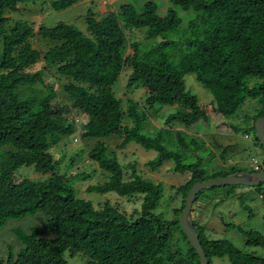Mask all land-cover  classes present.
<instances>
[{"label": "trees", "instance_id": "trees-1", "mask_svg": "<svg viewBox=\"0 0 264 264\" xmlns=\"http://www.w3.org/2000/svg\"><path fill=\"white\" fill-rule=\"evenodd\" d=\"M24 1L0 0V228L9 219L41 212L45 229L54 237H41L35 227L13 230L21 247L8 250L5 260L0 253V264H67L65 257L77 254L85 264H200L177 219L188 191L197 182L247 171L231 167L229 172L208 175L199 160L180 163L159 137H148L142 129L166 106L175 110L165 117L166 126L175 122L189 126L206 119L197 97L185 91L187 74H194L211 94L217 115H232L253 100L258 104L253 124L264 117V0H169L172 7L164 16L152 1L145 2L139 13L129 3L105 14L87 10L85 33L68 24L34 31L30 23L12 21L8 14ZM80 1L58 0L51 8L61 11ZM173 7L194 15L183 22ZM137 30H143L142 40L132 34ZM37 35L54 44L42 52L34 47ZM38 63L41 68L31 72ZM123 70H130L125 88L144 89L148 114L142 115L129 102L125 111L121 108L112 87ZM45 71L67 80L63 92L81 117L69 120L64 107L52 103L56 94L54 86L43 81ZM37 107L41 111L33 115ZM76 118L87 119L77 127L83 143L93 142L87 158L107 177L102 184L87 186L86 193L137 196L141 203L133 214L120 212L108 201L94 208L77 197L66 174L58 172L50 151L75 133ZM109 137L120 139L117 149L134 142L155 151L157 156L145 164L151 172L173 161L174 172L189 174L176 189L182 200L173 218L155 212L163 197L161 185L139 175L137 164L122 165L107 146ZM21 167L49 177L40 183L15 181ZM205 190L196 196L191 212L208 264L223 257L230 264H264V258L237 250L227 240L205 236L198 203ZM259 196L264 202V194ZM178 235L181 240H174ZM245 236V245L264 250V233L251 230Z\"/></svg>", "mask_w": 264, "mask_h": 264}, {"label": "rangeland", "instance_id": "rangeland-1", "mask_svg": "<svg viewBox=\"0 0 264 264\" xmlns=\"http://www.w3.org/2000/svg\"><path fill=\"white\" fill-rule=\"evenodd\" d=\"M55 1L58 0H25L18 5V10L10 12L8 15L12 21L21 20L32 24L34 31L39 26L51 28L58 24H68L85 33L84 18L87 10L95 14H105L107 10L105 11L104 5L112 12L120 4L129 3L139 13L145 2L152 1L157 5L158 14L164 16L166 11L172 7L169 0H82L68 9L55 11L51 8V4ZM173 8L178 16L183 18V22L194 15L192 11L182 12L178 7ZM137 31L132 34L136 39L142 40L143 37L139 32H143V30ZM52 44L54 43L41 40L38 35L35 36L34 47L42 52ZM41 66L42 63H38L30 71L38 70ZM129 74L130 70L122 71L118 81L112 87L113 93L120 100L123 111L129 102L133 105L136 104L138 112H141L142 115L148 114L144 89L135 86L125 88ZM43 81L54 86L53 90L56 96L52 103L64 107V116L67 119L81 117L77 109L72 107L69 96L63 92L62 87L67 83V80L63 78L59 80L49 71H45ZM184 88L185 91L197 97L199 107L206 112V119L199 120L189 126L177 122L166 126L164 124L165 117L175 111L170 106H166L159 109L155 116L146 120L142 129L144 135L151 138L159 137L160 143L168 151L178 155L182 164H192L199 160L200 167L208 175L219 170L229 172L231 167L241 171H251L252 158L257 159L260 165H263L264 151L255 145V131L252 129L258 109L256 101L247 100L234 114L223 117L213 111L211 94L196 81L194 74L185 75ZM154 109H158V106L156 105ZM40 111L41 107H37L32 110V114L38 115ZM86 120L84 119V122ZM124 122H128L126 118H124ZM76 124L75 133L63 137L59 144L50 151L54 159L58 161V172L66 174L70 184L76 190L77 197L91 202L96 209L101 208L108 201L127 215L139 210L141 198L137 196L128 199L120 198L112 193L105 195L86 193L87 186L102 184L106 182L107 177L87 158V151L93 146V142H82V130L77 127L80 128L83 124ZM75 138L77 142L73 141ZM107 141V146L115 152L122 165L137 164L139 175L161 185L163 197L155 212L162 214L167 219L173 218L174 210L180 207L182 200L176 189L188 179L189 174L174 172L173 161H167L160 169L151 172L145 164L157 156L155 151L146 150L134 142L129 143L123 150L117 149L116 146L120 144V139L109 137ZM48 177L49 175L36 173L32 167H21L15 173L14 180L25 179L32 183H40ZM82 177L84 179H81ZM87 177L88 179H86ZM260 192L264 194V184H261L260 190H256V187L242 186L205 190L198 199L202 212V225L205 224L203 229L205 236L211 240H227L237 250L264 258L263 249L245 245V232L254 230L264 233V202L260 199ZM45 222L46 217L41 212L19 219H9L4 227L0 228V253L3 259H6L8 250L15 252L21 247L13 230L27 232L30 228L35 227L39 229L41 237L53 238L54 235L45 229ZM43 225L44 227H42ZM175 239L181 240L179 235L175 236ZM181 244L184 243L181 242ZM65 258L67 264L86 263L81 254H77L73 258L68 256ZM211 264H230V262L227 257L212 258Z\"/></svg>", "mask_w": 264, "mask_h": 264}, {"label": "water", "instance_id": "water-1", "mask_svg": "<svg viewBox=\"0 0 264 264\" xmlns=\"http://www.w3.org/2000/svg\"><path fill=\"white\" fill-rule=\"evenodd\" d=\"M254 131L256 140L264 151V117H260L255 121ZM261 184H264V170L259 172H237L225 177H216L203 182H197L190 188L184 199L183 210L177 219L181 230L198 256L200 264H208V260L203 252L192 222V205L198 193L205 189L217 187L242 186L254 188Z\"/></svg>", "mask_w": 264, "mask_h": 264}, {"label": "built area", "instance_id": "built-area-1", "mask_svg": "<svg viewBox=\"0 0 264 264\" xmlns=\"http://www.w3.org/2000/svg\"><path fill=\"white\" fill-rule=\"evenodd\" d=\"M81 122H83V123H81ZM75 123H80V124H85V122H84V119L83 118H76L75 119ZM77 125V124H76ZM82 125V126H83ZM245 138H247V135H245ZM73 141L74 142H76L77 141V139L75 138V139H73ZM251 166H252V171L253 172H259V171H262V165H260V163H259V161L257 160V159H255V158H252L251 159Z\"/></svg>", "mask_w": 264, "mask_h": 264}, {"label": "crops", "instance_id": "crops-1", "mask_svg": "<svg viewBox=\"0 0 264 264\" xmlns=\"http://www.w3.org/2000/svg\"><path fill=\"white\" fill-rule=\"evenodd\" d=\"M111 5V4H110ZM113 6V5H112ZM105 11H109L108 7L106 5H104Z\"/></svg>", "mask_w": 264, "mask_h": 264}, {"label": "clouds", "instance_id": "clouds-1", "mask_svg": "<svg viewBox=\"0 0 264 264\" xmlns=\"http://www.w3.org/2000/svg\"><path fill=\"white\" fill-rule=\"evenodd\" d=\"M77 126V125H76Z\"/></svg>", "mask_w": 264, "mask_h": 264}]
</instances>
